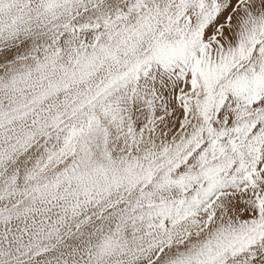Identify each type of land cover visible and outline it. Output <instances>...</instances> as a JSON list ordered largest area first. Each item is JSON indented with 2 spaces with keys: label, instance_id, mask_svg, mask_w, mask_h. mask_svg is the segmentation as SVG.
Instances as JSON below:
<instances>
[{
  "label": "snow or ice",
  "instance_id": "obj_1",
  "mask_svg": "<svg viewBox=\"0 0 264 264\" xmlns=\"http://www.w3.org/2000/svg\"><path fill=\"white\" fill-rule=\"evenodd\" d=\"M0 264H264V0H0Z\"/></svg>",
  "mask_w": 264,
  "mask_h": 264
}]
</instances>
